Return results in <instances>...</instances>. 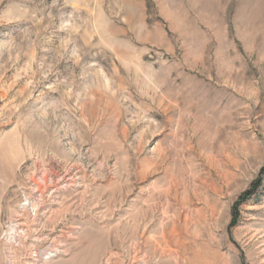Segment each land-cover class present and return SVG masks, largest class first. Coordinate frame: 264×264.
<instances>
[{"label": "rangeland", "instance_id": "1", "mask_svg": "<svg viewBox=\"0 0 264 264\" xmlns=\"http://www.w3.org/2000/svg\"><path fill=\"white\" fill-rule=\"evenodd\" d=\"M0 264H264V0H0Z\"/></svg>", "mask_w": 264, "mask_h": 264}]
</instances>
